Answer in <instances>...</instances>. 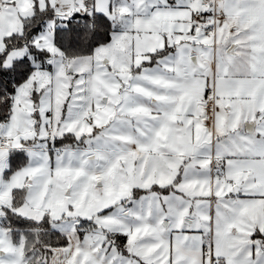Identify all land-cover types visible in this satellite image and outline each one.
Instances as JSON below:
<instances>
[{
  "label": "snow or ice",
  "instance_id": "obj_1",
  "mask_svg": "<svg viewBox=\"0 0 264 264\" xmlns=\"http://www.w3.org/2000/svg\"><path fill=\"white\" fill-rule=\"evenodd\" d=\"M0 264H264V0H0Z\"/></svg>",
  "mask_w": 264,
  "mask_h": 264
}]
</instances>
